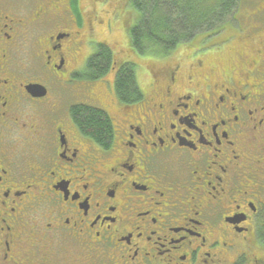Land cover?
I'll list each match as a JSON object with an SVG mask.
<instances>
[{
  "label": "flooded vegetation",
  "instance_id": "flooded-vegetation-1",
  "mask_svg": "<svg viewBox=\"0 0 264 264\" xmlns=\"http://www.w3.org/2000/svg\"><path fill=\"white\" fill-rule=\"evenodd\" d=\"M95 25L73 0H0V264H264V36L217 80L193 57L142 85L132 62L123 99L127 60L91 68Z\"/></svg>",
  "mask_w": 264,
  "mask_h": 264
},
{
  "label": "trees",
  "instance_id": "trees-1",
  "mask_svg": "<svg viewBox=\"0 0 264 264\" xmlns=\"http://www.w3.org/2000/svg\"><path fill=\"white\" fill-rule=\"evenodd\" d=\"M119 2L122 6L128 5L129 11L133 13L132 17H136L134 26H131L130 20H126L123 25L125 37L127 34L129 36L128 50H131L133 57L142 56L149 60L156 59L155 55L170 54L179 45L190 42L200 35L219 34L225 30L228 23L237 21V13L242 4V0H120ZM93 3L95 6L105 5L102 0L98 2L94 0ZM80 7L81 0H73V12L81 22L85 17L81 14ZM119 11L121 12L122 8L114 13V18L118 17ZM93 13L95 10H92L85 20L94 19L97 24V17ZM236 32L239 33L237 29ZM100 52L101 55L92 59L90 65L96 71L100 70L98 76H103L107 72L109 63L115 60V54L107 43L100 45ZM127 62L129 64L121 69L115 82L117 91L123 99L132 96L135 92L136 67L132 64L135 61L127 59ZM99 68L105 71L102 72ZM75 116L76 122L85 134L101 143H106L111 138L108 120L103 112L77 108Z\"/></svg>",
  "mask_w": 264,
  "mask_h": 264
},
{
  "label": "rangeland",
  "instance_id": "rangeland-1",
  "mask_svg": "<svg viewBox=\"0 0 264 264\" xmlns=\"http://www.w3.org/2000/svg\"><path fill=\"white\" fill-rule=\"evenodd\" d=\"M93 1L81 0L80 11L85 17L84 19H86L90 12L95 10V13H93L97 17V24L93 33L95 40L105 41L110 46L115 54L114 59L116 62L121 63L124 60L133 59L138 63L140 66L137 68V73L141 77L140 83L142 85H145L148 81L150 82L152 73H158L161 68L167 67L176 61L178 62V60L183 64H187L193 57H199L204 60L202 74L208 75L213 70V78L215 80L221 76L222 72L227 77H230L229 75L233 72L234 67L238 66L236 65L238 56H249V52L259 45L258 40L264 36V28L255 30L252 33L249 29L252 25L264 26V14L258 13L259 9L264 8V0H243V6L240 12L237 13V21L228 23L225 30L220 32L217 37L209 38L206 41L207 39H204L205 35H201L190 42L179 45L175 50L171 51L170 55H155L156 59L153 58L151 60L147 59V57L139 59L137 56L133 57L131 50H128V34L126 35L127 38L125 37L126 33L123 25H125L126 20L132 22L131 26L136 24V17H132L133 13L129 11L128 5H120V0H102L105 5L95 6ZM121 8L122 11H119L118 17L114 18V13ZM236 29L239 33L236 32ZM202 46H205V50H209L202 53ZM197 52L201 54L198 55ZM71 253L68 257L69 262L73 255L79 253L80 258L77 264L105 263V261L97 260L91 256L94 255L93 253L83 254L76 250H72Z\"/></svg>",
  "mask_w": 264,
  "mask_h": 264
},
{
  "label": "water",
  "instance_id": "water-1",
  "mask_svg": "<svg viewBox=\"0 0 264 264\" xmlns=\"http://www.w3.org/2000/svg\"><path fill=\"white\" fill-rule=\"evenodd\" d=\"M34 88H41V87L38 85V86H34Z\"/></svg>",
  "mask_w": 264,
  "mask_h": 264
}]
</instances>
